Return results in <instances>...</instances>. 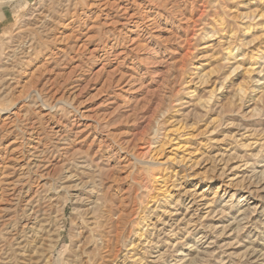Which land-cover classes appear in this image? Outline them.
<instances>
[{"label":"rangeland","instance_id":"1","mask_svg":"<svg viewBox=\"0 0 264 264\" xmlns=\"http://www.w3.org/2000/svg\"><path fill=\"white\" fill-rule=\"evenodd\" d=\"M14 3L0 8V66L25 43L60 59L69 45L76 50L74 64L56 75L45 57L21 91L58 77L71 83L78 54L111 52L82 66L81 114L67 126L93 156L120 154L113 169L130 153L148 158L135 188L123 168L111 178L113 187L123 185L117 235L145 205L161 231L175 234L165 237L172 252L167 244L125 248L120 264L160 256L159 264H264V0H195L176 10L158 6L164 0ZM51 95L67 93L57 86ZM97 121L102 130L93 131ZM63 127L48 125L44 139L32 132L23 140L19 130L0 127V264H80L77 250L88 251L73 223L83 219L81 209L45 195L59 168L45 146ZM153 158L172 174L150 168Z\"/></svg>","mask_w":264,"mask_h":264},{"label":"clouds","instance_id":"2","mask_svg":"<svg viewBox=\"0 0 264 264\" xmlns=\"http://www.w3.org/2000/svg\"><path fill=\"white\" fill-rule=\"evenodd\" d=\"M188 3H195V0H164V3L158 6L165 10H176L181 6L187 8ZM5 7L15 8L14 0H0V8ZM208 7H214V5H208ZM45 19H51V17ZM44 35L46 36L47 33ZM75 52V48L69 45L64 50L62 59L48 56V49L38 46V42L25 43L22 48L11 50V55L5 60L8 66H0V120H3L0 127L13 132L19 130L22 135L18 139L21 140L30 138L32 132H36L41 139H44L48 135L45 131L48 125L55 128L57 124L64 122L65 127L60 129L63 134L53 135L50 144L45 146L48 156L59 164V168L51 177L52 184L45 191V195L52 193L54 198L61 201L67 199L71 207L81 209L83 219L77 216L73 220V223L79 221L76 226L81 228L83 233L80 237L82 248L88 249L87 252L77 250L80 251V256L77 257L80 264H120L121 249L131 247L147 251L157 244H167L166 252H172L174 246L165 237L175 234L161 231L157 224L149 219L151 212L146 205L143 206V212L137 210L135 215L130 216L127 223L121 227L119 235L116 233L114 214L117 211V197L123 185L113 187L111 178L114 175H121V168H123V174L129 181L128 186L130 189L135 188L136 177L143 170L140 166L141 161H146L148 158L130 153L124 158L123 164L113 169L111 162L113 159L120 160V154L112 156L110 153V158L105 157L103 153L93 156L91 150L81 143L80 135L72 127L67 126L75 124L81 114L82 105L78 102L77 82L82 79L81 72L84 70L82 66L87 63V59L96 62L104 59L105 56H111V52L104 49L100 57L95 55L89 57L83 52L78 54L76 58L80 60V66L72 69L71 83L63 82V78L58 77L56 83L50 86L27 87L21 91L22 82L45 57H47V63L53 67L52 75H56V69L66 70L74 64L71 54ZM3 57L4 53L0 52V58ZM57 86L67 95L54 98L51 91ZM41 113L47 119L42 117ZM163 116L164 113H160L156 122L159 123ZM90 127L93 131L102 130L99 121ZM153 135L155 136L156 133L154 132ZM149 167L163 168L170 175L172 174L165 162L154 158ZM31 171L32 169H29V172ZM140 188L142 192L143 185ZM131 195L130 191L129 196ZM139 196L140 194L137 193L136 198ZM125 227L132 230L125 234ZM129 236L136 239L135 245L128 241ZM93 249H95L94 252ZM84 256L88 259L81 258ZM124 256L128 257L127 251L124 252ZM162 259L163 256L152 259L151 264H159ZM136 264H147V262L137 258ZM179 264H184V261H180Z\"/></svg>","mask_w":264,"mask_h":264},{"label":"bare ground","instance_id":"3","mask_svg":"<svg viewBox=\"0 0 264 264\" xmlns=\"http://www.w3.org/2000/svg\"><path fill=\"white\" fill-rule=\"evenodd\" d=\"M33 220V219H32ZM116 223V222H115ZM117 224V223H116ZM117 230V229H116ZM119 231V230H118ZM19 238V237H18ZM17 240V239H16ZM21 244V243H20ZM38 245V244H37Z\"/></svg>","mask_w":264,"mask_h":264}]
</instances>
